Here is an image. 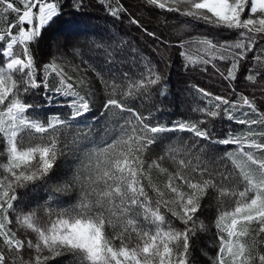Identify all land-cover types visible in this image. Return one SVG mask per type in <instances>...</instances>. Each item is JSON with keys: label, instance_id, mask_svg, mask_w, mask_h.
Instances as JSON below:
<instances>
[{"label": "snow or ice", "instance_id": "6c2138e0", "mask_svg": "<svg viewBox=\"0 0 264 264\" xmlns=\"http://www.w3.org/2000/svg\"><path fill=\"white\" fill-rule=\"evenodd\" d=\"M99 2L117 18L127 12L120 0ZM82 3L74 0L73 7L79 10ZM145 3L237 33L231 43L196 41L200 47L195 56L181 53L190 64L231 58L227 74L221 73L229 81L236 79L240 61L264 40V0ZM60 14V0H0V157L6 158L0 161V264H48L57 257H65V264H191V241L197 230H206L202 221L197 223V213L209 196L217 205L218 251L212 264H264L260 250L264 246V142L256 139L264 138V131L252 130V125L264 124V117L237 119L234 113L240 108L257 111L245 95L238 101L215 96L214 105L209 101L210 107L193 109L204 119L179 121L172 127L154 124L151 113L144 115L129 106L160 82L152 68L137 79L127 74L106 79L96 73L105 93L101 116L107 138L94 143L89 140L91 126L78 129L72 146L83 153L80 166L70 181L54 189L61 192L78 185L77 202L59 208L37 204L27 211L17 206L18 190L46 180L57 158L69 150L62 130L70 126V120L88 114L94 103L91 90L84 95L77 90L86 87V80L69 75L57 57L38 65L33 56L32 45ZM131 22L139 24L135 19ZM258 75L249 74L246 79L255 83ZM50 76L58 81L54 91L71 98L67 118L34 117L29 110L35 106L23 98L34 89L49 90ZM221 111L248 131L213 139L208 121L220 117ZM171 131L189 132L197 139L191 144H169L155 154L152 146L161 141L160 134ZM199 140L236 149L219 161L209 160L204 149L197 147ZM82 141L91 146L81 148ZM153 171L166 178L162 186L154 182ZM166 213L183 227H175Z\"/></svg>", "mask_w": 264, "mask_h": 264}, {"label": "trees", "instance_id": "16d2710c", "mask_svg": "<svg viewBox=\"0 0 264 264\" xmlns=\"http://www.w3.org/2000/svg\"><path fill=\"white\" fill-rule=\"evenodd\" d=\"M60 2L61 14L44 29L41 38L32 45L33 56L38 65L57 57L69 75L86 80V87H78L77 90L82 95L91 90L94 93V103L88 114L70 120V126L62 130V139L67 140L70 147L57 158L49 177L36 182L34 186L18 190L19 208L27 211L37 204H49L52 208L69 207L77 202L80 196L78 185L61 192H55L54 189L70 181L80 166L83 153L72 146L78 129L91 126L94 131L89 140L94 143H100L107 138L103 131L106 121L101 116L105 93L97 72L106 79L110 76L120 78L123 74L137 79L145 73L146 68H152L158 73L160 82L152 86L147 94L129 102V106L144 115L151 113V122L154 124L172 127L175 122L204 119L201 113L193 109L210 107L209 101L214 105L215 96L238 101L241 95H245L254 103L257 111L252 112L245 106L234 113L237 119L260 120L264 117V40H259L257 47L240 61L236 79L229 81L221 73L227 74L231 58L225 61L213 60L208 64H190L181 53L197 55L200 45L196 41L204 38L214 43H231L237 39V33L233 31L157 9L146 4L145 0H120L127 12L120 13L118 18L112 16L99 0H83L79 10L73 7L74 0ZM114 2L115 0L113 4ZM17 6L20 5L17 3ZM12 18L14 19V14ZM132 19L139 21V24L132 23ZM257 55L261 60L254 59ZM256 73L259 75L255 83L246 79L249 74ZM37 79H42V76ZM57 83V78L50 76L49 90L41 87L23 97L26 103L35 106L29 110L31 115L41 120L52 115H60L61 118L70 115L71 110L67 105L71 98L54 91ZM201 89L211 95L204 96ZM48 97H51V101ZM242 113H247V116H242ZM207 126L213 139H224L229 133L239 135L248 131L246 125L226 119L223 111L220 117L209 120ZM252 130L262 132L264 124L252 125ZM160 135L161 141L152 146L155 154L161 153L169 144H179L180 141L191 144L192 140L197 139L192 133L180 131ZM256 139L264 142V138L259 136ZM85 146H91L89 141L80 143L81 148ZM197 147L204 149L207 159L216 161L236 149L235 145H222L206 140H199ZM0 151H3L2 143ZM5 159L0 157V161ZM224 164L231 167L227 159ZM152 177L160 186L166 179L155 171ZM149 195L153 193L149 191ZM216 216L217 205L214 197H205L201 202V210L197 213V223L202 221L206 230H197L191 241V264H212L211 258L218 251L214 227ZM166 219L172 221L177 228L183 227L170 213H166ZM260 250L264 251V246ZM65 260V257H57L48 261V264H65Z\"/></svg>", "mask_w": 264, "mask_h": 264}]
</instances>
